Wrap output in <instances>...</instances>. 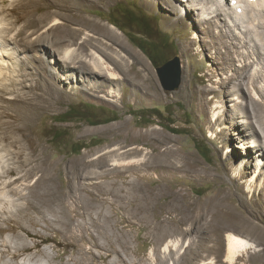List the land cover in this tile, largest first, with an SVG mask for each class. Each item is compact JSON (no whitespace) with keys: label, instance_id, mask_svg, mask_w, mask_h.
<instances>
[{"label":"rangeland","instance_id":"rangeland-1","mask_svg":"<svg viewBox=\"0 0 264 264\" xmlns=\"http://www.w3.org/2000/svg\"><path fill=\"white\" fill-rule=\"evenodd\" d=\"M77 3V18L89 25L76 21L81 27L77 42L91 40L81 51L88 56L76 64L85 70L62 67L55 32L43 47L14 50L13 65L25 63L26 83L42 85L35 93L45 91L43 80L62 93L39 117L31 137L48 157L61 189L74 180L78 163L106 155L109 164L118 165L94 167L111 175L96 186L94 179L82 181L87 189L74 190L77 205L85 208L70 225L62 208L63 214L55 209L34 214L33 224L2 215L0 251L9 253L0 264H229L228 232L255 245L234 264H264V40L257 35H264V0ZM56 18L72 26L69 15L52 16L46 26ZM140 30L150 42L133 32ZM130 38L141 43L156 66L179 57V87L163 90L156 66ZM93 51L117 79L92 73L87 64ZM0 153L6 164L7 153ZM124 169L128 200L109 196L94 202L90 196L102 193L104 182L121 183L123 176L115 175ZM135 194L151 200L149 219L136 207ZM10 225L14 230H8ZM164 231L180 237L177 255L163 253ZM21 243L33 246L35 261L10 258Z\"/></svg>","mask_w":264,"mask_h":264},{"label":"bare ground","instance_id":"bare-ground-1","mask_svg":"<svg viewBox=\"0 0 264 264\" xmlns=\"http://www.w3.org/2000/svg\"><path fill=\"white\" fill-rule=\"evenodd\" d=\"M252 2L254 3V1ZM78 5L77 0H0V146H2L3 150L7 153L6 164L2 163L3 155L0 153V221H2V215H5L33 224L36 222V217H34L33 220L34 214L41 215V213L44 214V210L53 209L57 211V214H63L64 212L62 209H66L70 217L66 220V223L70 225L73 217L81 215L82 207L81 205V207H79V205H77L78 203H76L77 198L73 194L75 192L74 190H86L87 184L83 183L86 180L94 179L91 183L96 186V184L99 183L96 182L97 180L109 178L111 174L105 172L104 169H102L103 172H99L100 170L97 172V169H100L99 167L118 165L117 161H113L112 164H109L108 161L110 159H108L106 155L99 158L97 157V159H91L88 161V164L78 163L76 164L77 168H75L74 180L67 181V186L61 189L54 184V176L51 172V165L48 163V157L38 148L31 137L39 117L47 111L51 101L55 97L61 96L62 93L57 91L58 89L56 90L55 87L51 88L50 83L44 80L43 87L45 91L40 94L35 93L34 89H37L38 86L42 87V85L37 82H35L36 84L26 83V81L28 82L29 80L28 74L23 72L24 69L22 67H26L23 61H16L18 63L17 66H20V70L16 71L17 66L14 67L13 65V57L15 55H13V53H16L14 50L16 48L17 51L19 50L22 52L24 50L25 52L32 50L33 47H43L47 45L46 41L49 39V34L52 35L55 32L56 38L53 44L57 45L60 49L62 67L65 65V68H80L82 71L83 69L85 70L83 64L82 66H80L81 64L79 65V63L78 65L76 64L78 61L82 62L83 57L88 56V54L82 53L81 51L85 50V48L91 44V40L84 37L77 42L81 27L76 21L80 20L84 22V26L88 25L86 24V20L77 18L78 12L80 11ZM38 13L40 14L36 15ZM60 15H69L72 26L62 24L58 19L59 17L50 24V27L46 26L49 18ZM261 24L264 26V21H261ZM102 29L105 30L104 28ZM257 35L261 40H264V35L262 33L257 32ZM32 36H35L34 40H30ZM254 48L256 51L257 46ZM44 61L40 63L43 70H45ZM87 66L92 70L93 74H107L106 76H108L109 79H117V75L109 70V66L105 64L103 57L94 51L89 58ZM16 75L20 76V78ZM30 75L29 77H31ZM7 95L13 96L10 97ZM5 98L7 100H5ZM3 150L0 149V151ZM143 166L146 168L147 165ZM94 167L97 169H94ZM126 171L125 169L121 170L115 175L123 176L120 179L121 183L116 185L118 181L115 179L104 182L107 184L101 188L103 192L91 195V199L94 202H97V200L108 201V197L111 196L122 202L125 200L127 201L129 193L127 194L124 187L127 181ZM85 173H87V175ZM141 178L146 180L149 177L143 175ZM32 180L34 181L32 182ZM20 187H23L27 192L24 193L23 190H20ZM130 187L134 192L137 190V185L132 182ZM157 193H152L153 198L158 196ZM102 194L107 195V198L103 199ZM140 195L134 196L133 200L136 201V207L142 212H145V218L149 219V213L153 208V204L150 203L151 200H149V198L144 200L145 196L143 197ZM5 197H10L11 200ZM15 197H17V199ZM20 200H23L24 203L17 204ZM174 200H177L175 196H173V201ZM95 208L98 209L99 206ZM13 209L14 211H12ZM41 218L44 220L45 215ZM3 221L6 224L10 223L11 218H4ZM12 227L13 225H10L8 230H14ZM188 231L189 229L187 228V232ZM1 232H3V229L0 228V233ZM160 240L163 241V244L166 242L163 248L164 254L167 252H174L175 255L178 254L180 249V237L175 236V238H172L164 231ZM226 240V261L229 264H234L238 257H241L243 253L255 246L249 240L231 232L227 233ZM20 245L21 248L10 255L8 254L10 258L16 261L21 256L24 262L27 260L29 262L32 260L35 261L37 253L32 251L33 246L28 243H21ZM8 251L5 252L4 255L1 254L0 251V262L1 259L5 258L6 254L9 253ZM40 253L44 254L42 251H40ZM92 260L94 259L92 258L91 261ZM168 261L166 264H174L173 260L169 261V263ZM4 264L24 263L6 262ZM76 264L87 263H85V260H78Z\"/></svg>","mask_w":264,"mask_h":264},{"label":"water","instance_id":"water-1","mask_svg":"<svg viewBox=\"0 0 264 264\" xmlns=\"http://www.w3.org/2000/svg\"><path fill=\"white\" fill-rule=\"evenodd\" d=\"M154 69L163 90L171 92L179 87L181 83V66L179 57L174 56L156 66Z\"/></svg>","mask_w":264,"mask_h":264},{"label":"trees","instance_id":"trees-1","mask_svg":"<svg viewBox=\"0 0 264 264\" xmlns=\"http://www.w3.org/2000/svg\"><path fill=\"white\" fill-rule=\"evenodd\" d=\"M142 26H143V25H142ZM117 27H118V26H117ZM131 31H132V30H131ZM133 32H134V34L143 37L147 42H150L151 38L148 36V34H147L145 31L140 30V31H133ZM130 41H131L133 44L137 45V47H138L141 51H143V52L149 57V60L152 62V64L156 66V63H155L154 61L151 60L152 58L149 56L148 51H147V50L141 45V43L135 41L133 38H130ZM146 41H145V42H146ZM171 130H172L171 132H178V131H175V130H173V129H171Z\"/></svg>","mask_w":264,"mask_h":264}]
</instances>
